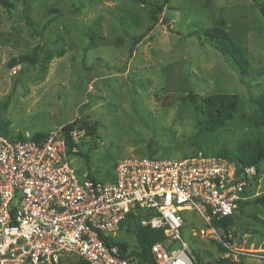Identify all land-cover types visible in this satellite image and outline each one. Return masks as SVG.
Masks as SVG:
<instances>
[{"label": "rangeland", "instance_id": "374dc122", "mask_svg": "<svg viewBox=\"0 0 264 264\" xmlns=\"http://www.w3.org/2000/svg\"><path fill=\"white\" fill-rule=\"evenodd\" d=\"M9 1L10 13L0 8V104H8L0 115L8 137L48 134L80 118L95 130L72 136L75 153L88 156L87 161L74 156L72 165L111 184L115 165L146 158L149 144L157 158L182 159L195 145L211 154L258 135L249 118L255 114L254 101L264 96V29L257 8L264 0H168L159 22L133 48V39L153 22L146 8L129 0ZM149 2L161 5L164 0ZM220 23L248 59L247 73L203 36ZM36 46L43 48L40 59L52 57L45 72L40 59L24 73L19 66L7 69L11 58ZM188 93L237 95L241 111L231 127L197 135L189 107L174 100ZM250 182L243 199L264 196V176ZM179 216L182 238L202 264H264V204L234 213L226 227L232 242L223 252L215 239L199 236L207 227L197 213ZM121 228L113 241L132 248L136 235L125 224ZM216 232L227 236L223 228Z\"/></svg>", "mask_w": 264, "mask_h": 264}, {"label": "built area", "instance_id": "2783aa9c", "mask_svg": "<svg viewBox=\"0 0 264 264\" xmlns=\"http://www.w3.org/2000/svg\"><path fill=\"white\" fill-rule=\"evenodd\" d=\"M74 153L61 129L38 141L0 133V264H196L179 214L197 213L207 227L199 236L228 248L231 236L221 238L213 221L234 215L254 176L222 158L146 157L119 161L104 184L73 167ZM122 224L132 234L133 224L163 233L149 249L152 263L129 246L121 253L112 237Z\"/></svg>", "mask_w": 264, "mask_h": 264}, {"label": "trees", "instance_id": "16d2710c", "mask_svg": "<svg viewBox=\"0 0 264 264\" xmlns=\"http://www.w3.org/2000/svg\"><path fill=\"white\" fill-rule=\"evenodd\" d=\"M136 5H140L147 9V14L150 20L153 22L152 26L146 29L144 34H141L133 39L132 48L138 44L145 36L146 33L150 32L154 25L159 22L158 14L163 12L165 5L168 0H164L161 5H156L149 2V0H129ZM0 8L5 10L7 13L13 9V4L9 0H0ZM259 14L263 20V29H264V6L257 5ZM53 11V10H52ZM49 21L48 23H50ZM26 23L29 27H32L33 24L29 19L26 20ZM46 26L43 27V30ZM203 36L211 43L213 48L224 57H228L232 65L240 72L247 73L249 70V61L241 53L239 48L233 43L229 34L224 30L222 23L219 26L214 28L207 29L203 31ZM132 52V50H131ZM42 46H36L32 51L24 54H20L17 57L11 58L6 67L8 70L19 66L20 73H24L27 69L35 67L41 60L42 66L41 71L45 72L47 70V64L51 60L50 55H45L40 59V55L43 54ZM62 52H59L57 57H61ZM40 59V60H39ZM169 99L167 96L166 101ZM175 102L181 105L182 107H189L191 117L196 125L197 135L208 133L212 134L216 131L224 130L225 128L231 127L235 119L237 118L238 113L241 111V101L237 95L234 94H213L207 96H199L197 94L188 93V94H179L174 98ZM255 104V114L249 118V124L251 129H254L258 132L257 136H250L248 138H243L236 141L233 148L222 147L217 151H210L211 154L207 151H204L200 146L195 145L193 147V152L190 153V157H196L202 155L203 157H216L222 158L230 162L235 169V172L239 174L242 169H254L253 181H256L259 177L264 176V96L254 101ZM7 103L0 104V111L6 110ZM87 104H84L79 107L78 116H80L85 109ZM5 123L1 119L0 115V133L7 137L6 133L3 131L2 126ZM95 130V127H90L84 120L76 118V120L70 122L69 124L61 128L62 133L66 136V146L68 148V154L70 150L75 146L69 137V133L73 131L92 134ZM47 134L37 133L32 137H28L32 141H38L43 139ZM11 138V137H9ZM27 137L19 136L16 139L23 141ZM14 139V138H12ZM148 149V158L156 157L155 149L149 144ZM74 156H79L87 161V154H81L79 152L72 154ZM115 169V168H114ZM88 177L91 178L89 174ZM247 193L244 191L242 196L246 197ZM264 204V196H257L251 200L241 199L238 202L237 211L241 210L242 207L247 205H257ZM233 217H227L219 221H213L215 227L223 228L225 234L227 233L226 227L232 225ZM132 229L131 225L129 226ZM132 231L136 235V244L131 248L130 255L135 257L136 260L141 262L152 263V257L149 254V249L151 245L156 242H161L163 240V233L156 230H151L148 227H140L137 224L133 226ZM227 235V234H226ZM226 241L232 242L230 239L225 238ZM114 243V242H113ZM112 243V244H113ZM120 249L121 253H125L128 249L127 243H118L116 244ZM219 251H224L221 244L216 242ZM196 264H202L200 261V256L196 253L194 254ZM76 264H87L83 261H78ZM207 264V263H205Z\"/></svg>", "mask_w": 264, "mask_h": 264}]
</instances>
